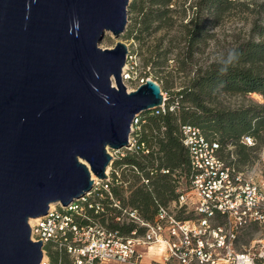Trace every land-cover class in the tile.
<instances>
[{
    "label": "water",
    "instance_id": "water-1",
    "mask_svg": "<svg viewBox=\"0 0 264 264\" xmlns=\"http://www.w3.org/2000/svg\"><path fill=\"white\" fill-rule=\"evenodd\" d=\"M129 3L0 0V264H40L28 221L105 180L107 149L164 101L151 79L127 92L124 43L99 48L123 34Z\"/></svg>",
    "mask_w": 264,
    "mask_h": 264
},
{
    "label": "built area",
    "instance_id": "built-area-1",
    "mask_svg": "<svg viewBox=\"0 0 264 264\" xmlns=\"http://www.w3.org/2000/svg\"><path fill=\"white\" fill-rule=\"evenodd\" d=\"M131 59L128 53L121 72L122 83L132 86L130 92L150 79L143 76L138 66H130ZM111 83L114 84L113 79ZM163 100L156 109L162 114L166 112L165 95ZM138 117L130 125L128 146L122 148L125 152L115 157L109 154L105 180L91 174L93 186L89 192L71 205H51L44 216L28 221L31 241L41 242L40 264H52L54 253L67 258L68 264H139V249L153 244L166 248L162 264H261L264 252L245 248L239 239L248 229L264 226V157L251 166H238L229 148L221 150L199 129L181 126L188 174L176 181L166 203L156 202L152 215L143 218L111 191L113 187L126 188L120 179L125 167L113 164L128 154L144 156L150 152L134 136L140 131ZM244 143L251 146L252 140L245 138ZM141 182L148 184L147 179ZM101 201L114 210V223L132 225L128 234L99 222L98 216L104 211ZM62 261L59 258L57 264Z\"/></svg>",
    "mask_w": 264,
    "mask_h": 264
},
{
    "label": "trees",
    "instance_id": "trees-1",
    "mask_svg": "<svg viewBox=\"0 0 264 264\" xmlns=\"http://www.w3.org/2000/svg\"><path fill=\"white\" fill-rule=\"evenodd\" d=\"M171 6H174L173 0L132 1L129 9L138 15L135 22L139 33L137 40L144 33L171 29L175 23L172 16L175 10ZM194 8L193 13H206L214 24L234 9L244 16H253L254 21L248 40L228 51L220 61L196 71L179 91L168 95L165 113L153 110L139 115L140 131L134 136L150 152L144 156L128 154L115 162L114 167L121 164L125 167L122 180L131 178L133 183L125 189L113 187L111 191L125 206L137 210L143 218L152 215L156 202L166 203L173 195L176 181L188 174L189 160L187 150L181 144V126L199 129L206 139L217 142L221 150L229 148L238 166H251L250 153L264 142V105L250 100L249 104L236 109L219 106V98L223 96L247 98L251 94H258L264 98V0H198ZM181 27L186 38V61L199 51L197 45L207 35L206 29L195 18ZM126 36L129 37V34ZM176 62L179 63L178 60ZM161 64L158 63L159 66ZM140 72L153 80L144 70ZM170 107L174 108L170 111ZM245 138L252 140L251 146L244 143ZM165 170L168 172L163 173ZM142 179H147L148 184L144 185ZM101 204L104 211L98 216L99 222L119 230L121 234H128L132 225L114 223V210L106 201H101ZM59 258L64 261L62 256L54 253L50 261L57 264Z\"/></svg>",
    "mask_w": 264,
    "mask_h": 264
},
{
    "label": "rangeland",
    "instance_id": "rangeland-1",
    "mask_svg": "<svg viewBox=\"0 0 264 264\" xmlns=\"http://www.w3.org/2000/svg\"><path fill=\"white\" fill-rule=\"evenodd\" d=\"M132 1L137 0H130V3ZM197 1L173 0L174 6L171 7L175 10L172 15L175 20L174 26L171 29H161L152 34L144 33L139 38L140 40L136 38L139 33L138 26H135L138 15L131 13L128 7L127 24L123 34L118 39H114L110 33H107L100 42L99 48L111 49L117 41L124 43L128 52L132 55L130 66H138L139 71L144 70L148 73L160 86L163 96L165 95L167 98L168 95L179 91L196 71L205 69L210 64L220 61L228 51L250 37V29L254 21L253 16H244L238 12V9H234L217 24H214L206 13H193ZM256 1L260 2L261 0ZM191 18H195L206 29L207 36L204 41L197 45L199 51L190 60L185 61L186 38L181 25L188 23ZM127 34H129V37L126 36ZM158 63L162 64L159 66ZM183 68L184 70H182ZM122 84L127 92L131 91L132 86H130V83L125 82ZM250 100L264 105V98L258 94H251L247 98L241 96L220 97L219 106L223 109H236L249 104ZM107 152L115 157L124 153L125 150L113 151L107 149ZM250 157L252 158V165L264 157V142L258 144V148L250 153ZM118 167L124 166L121 164ZM126 174H129V172L127 171ZM122 178L121 174L120 179L122 180ZM122 181L127 187L133 183L131 178H125ZM239 244L247 249L252 248L256 253L264 252V226L245 231L239 239ZM139 253L142 255L139 264H152L153 262L162 264L166 255V248L160 244H153L140 248ZM61 264H68L67 258H64Z\"/></svg>",
    "mask_w": 264,
    "mask_h": 264
}]
</instances>
